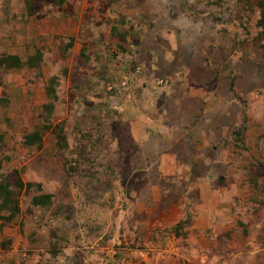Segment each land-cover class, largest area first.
Returning a JSON list of instances; mask_svg holds the SVG:
<instances>
[{
  "label": "rangeland",
  "instance_id": "374dc122",
  "mask_svg": "<svg viewBox=\"0 0 264 264\" xmlns=\"http://www.w3.org/2000/svg\"><path fill=\"white\" fill-rule=\"evenodd\" d=\"M256 1L0 0V55L41 56L0 68V179L32 183L0 210V264H147L197 214L205 264H264Z\"/></svg>",
  "mask_w": 264,
  "mask_h": 264
},
{
  "label": "crops",
  "instance_id": "0c3cea01",
  "mask_svg": "<svg viewBox=\"0 0 264 264\" xmlns=\"http://www.w3.org/2000/svg\"><path fill=\"white\" fill-rule=\"evenodd\" d=\"M161 160L164 162L165 159L162 158ZM160 167L163 169L164 163L160 164ZM173 206L180 209L179 203H173ZM200 206L201 208H206V201H203ZM177 211V218L174 219V222H177L181 217V210ZM211 221V217H206L204 214H197L192 220L186 222L185 233L173 235L168 239L167 245L163 248H159L160 244H155L152 240L146 241L145 243L148 247L145 251H141L140 254L146 258L145 261L147 264H205L209 257L205 251V238ZM235 222L231 219L229 223L231 228H237V219ZM217 224L215 222V227ZM261 229L262 227L259 228L260 234L263 231ZM257 239L259 240V236L252 234L251 240L255 241V245L259 247ZM261 249L258 248L256 251H260ZM240 253V251L233 253V260L240 256ZM148 254L149 257L147 256ZM168 257L173 258L171 263L167 260Z\"/></svg>",
  "mask_w": 264,
  "mask_h": 264
},
{
  "label": "trees",
  "instance_id": "16d2710c",
  "mask_svg": "<svg viewBox=\"0 0 264 264\" xmlns=\"http://www.w3.org/2000/svg\"><path fill=\"white\" fill-rule=\"evenodd\" d=\"M47 2L56 5H62L67 0H35V3H29V6L37 5L40 2ZM256 5L259 10V16L256 21V25L259 28V36L261 39V47L264 50V0L256 1ZM37 55V54H36ZM33 55L26 59L25 61L21 60V58L17 54H5L0 55V68L9 69V68H18L23 66L24 64H28L29 66H33L34 60H40V55ZM42 140V136L39 130H35L31 133H27L24 136V143L26 145L37 144L40 145ZM1 167V161H0ZM31 182H24L20 176H16L13 182H10L6 178L0 179V210L6 211L7 214L2 218L4 220H10L13 218L18 212V199L17 193L22 189H29L31 187ZM35 186L40 189V183H36ZM13 187L17 188V192L14 191ZM52 195L50 193H41L38 195H34L31 199L34 205H47L51 202ZM182 220H179L175 227H179L182 225Z\"/></svg>",
  "mask_w": 264,
  "mask_h": 264
}]
</instances>
